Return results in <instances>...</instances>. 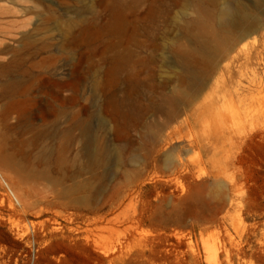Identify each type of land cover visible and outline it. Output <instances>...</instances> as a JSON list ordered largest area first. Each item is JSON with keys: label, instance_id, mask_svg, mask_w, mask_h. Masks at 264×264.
<instances>
[{"label": "rangeland", "instance_id": "rangeland-1", "mask_svg": "<svg viewBox=\"0 0 264 264\" xmlns=\"http://www.w3.org/2000/svg\"><path fill=\"white\" fill-rule=\"evenodd\" d=\"M18 1L40 87L20 109L0 71V264H264V12L210 53L227 0Z\"/></svg>", "mask_w": 264, "mask_h": 264}, {"label": "bare ground", "instance_id": "bare-ground-1", "mask_svg": "<svg viewBox=\"0 0 264 264\" xmlns=\"http://www.w3.org/2000/svg\"><path fill=\"white\" fill-rule=\"evenodd\" d=\"M229 2H233V4H230ZM0 3H4V5H0V71L5 77V87L12 89L16 96L19 97V99H17V103L18 108L21 109L24 105L35 102L33 95L35 93V89L40 87V84L38 82V78H34L29 67L25 68L24 66H19V63L17 62V50L13 46L11 47V44H13L12 42L16 37L15 32L17 30V21L14 19L6 20L5 18L18 14V9H15L17 6L15 7L14 5H18L19 1L0 0ZM254 9H257L259 13L252 16L251 12ZM24 12L25 9L23 13ZM263 12L264 0H252L251 5L245 3L244 0H227L219 10L218 25L220 32L213 30L212 32L214 34H211L210 37L207 36V38L204 39L206 51L213 53L214 51L218 50L215 41L218 37H221L220 35H224L228 42V45H226L224 50H229L231 48L230 46L233 45L237 40L243 41L244 39L253 35L259 29V14ZM232 29L237 31L234 35L236 40H234L232 37ZM230 39L232 42L234 41V43L231 42L232 44H229ZM1 55H6V58H2ZM65 86L72 90L71 98L73 101L71 102L72 104H75L74 101L77 100L76 89L78 88V81L76 79L68 80L65 82ZM67 103L68 100L59 99V103L57 105L63 107ZM54 111L55 109L53 108V105L39 108V112L43 117V120L46 114L51 115ZM57 184L59 183L57 182ZM83 189L84 186L76 185L73 188L65 189L63 193L73 196L76 199H81L79 193Z\"/></svg>", "mask_w": 264, "mask_h": 264}]
</instances>
